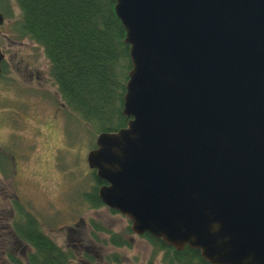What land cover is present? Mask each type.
Masks as SVG:
<instances>
[{
    "label": "water",
    "instance_id": "water-1",
    "mask_svg": "<svg viewBox=\"0 0 264 264\" xmlns=\"http://www.w3.org/2000/svg\"><path fill=\"white\" fill-rule=\"evenodd\" d=\"M115 12L128 121L87 154L102 203L210 264H264V0H115Z\"/></svg>",
    "mask_w": 264,
    "mask_h": 264
},
{
    "label": "rangeland",
    "instance_id": "rangeland-1",
    "mask_svg": "<svg viewBox=\"0 0 264 264\" xmlns=\"http://www.w3.org/2000/svg\"><path fill=\"white\" fill-rule=\"evenodd\" d=\"M4 17L0 26L6 60L0 80V226L29 211L47 237L73 252L70 264H165L163 252L151 238L128 232L127 216L106 206L94 207L87 199L95 184L87 154L95 148L99 132L65 108L59 121L53 118L64 102L45 52L21 36L14 2L10 16ZM11 200L23 207L19 213L11 208ZM95 223L122 235L127 244L115 246L101 229L96 238ZM8 237L0 236V264L10 262L7 254L21 259L29 250L16 235ZM11 247L14 252L8 250Z\"/></svg>",
    "mask_w": 264,
    "mask_h": 264
},
{
    "label": "trees",
    "instance_id": "trees-1",
    "mask_svg": "<svg viewBox=\"0 0 264 264\" xmlns=\"http://www.w3.org/2000/svg\"><path fill=\"white\" fill-rule=\"evenodd\" d=\"M12 2L20 14L15 26L22 37L43 48L59 96L68 109L99 133L125 127L128 118L122 107L131 61L129 46L124 42L125 29L115 12V0H0L4 16H10ZM92 173L95 184L87 199L99 208L104 204L97 191L105 181L96 176L94 169ZM94 226L96 238L95 233L101 229L115 246L127 244L122 235L103 225ZM13 228L29 250L21 259L7 254L12 264H70L74 258L73 252L47 237L31 216L15 220ZM144 236L163 252L165 264H210L199 249L186 245L177 250L161 239Z\"/></svg>",
    "mask_w": 264,
    "mask_h": 264
},
{
    "label": "flooded vegetation",
    "instance_id": "flooded-vegetation-1",
    "mask_svg": "<svg viewBox=\"0 0 264 264\" xmlns=\"http://www.w3.org/2000/svg\"><path fill=\"white\" fill-rule=\"evenodd\" d=\"M24 38H26V36H23ZM28 38V37H27ZM31 42L33 43V44H36L33 40H31ZM35 47L37 46V45H34ZM37 47H39V46H37ZM0 49H1V51L3 52V48L0 46ZM5 54V53H4ZM42 58H40L39 57V59L38 60H41ZM5 59H3L2 60V62H1V67H2V72H1V74H0V80H1V78H2V76H3V74H4V72H3V67H4V63H5ZM47 74H48V72H47ZM41 80V79H40ZM54 96L55 97H57V92L56 91H54ZM48 100V99H47ZM55 101V103H57V101L56 100H54ZM59 106H60V109H59V111H56V113H54V119H57L56 121H59V119H60V117H59V114H61V110H62V108H65V109H68V107L65 105V103L63 104V103H59ZM58 103L55 105V110L56 109H58ZM69 110V109H68ZM55 112V111H54ZM40 128V127H39ZM37 132V134H40L42 131H35V133ZM99 189V188H98ZM98 192V191H97ZM10 206H11V208L13 209V207H14V204H16L15 202L14 203H12V200L10 201ZM1 220H3L4 221V218L2 219L1 218ZM6 220V219H5ZM13 226H14V221H13V219H12V221L10 222V224H7V226H0V228L2 229V230H0V236L1 237H5V236H7L8 237V235L9 234H11L13 237H14V235H16V233H15V230H14V228H13ZM10 227H12V229H10ZM17 236V235H16ZM9 238V237H8ZM18 240V239H17ZM19 241V240H18ZM7 242H9V240L7 241ZM12 244H13V242H11ZM8 246H9V244H6V247L8 248ZM88 248V247H87ZM86 248V249H87ZM89 249V248H88ZM9 251H11V252H14V250H13V247H11L10 249H8ZM13 254V253H12ZM9 258V257H8ZM9 261H10V259H9ZM11 263V261L10 262H8V264H10Z\"/></svg>",
    "mask_w": 264,
    "mask_h": 264
},
{
    "label": "bare ground",
    "instance_id": "bare-ground-1",
    "mask_svg": "<svg viewBox=\"0 0 264 264\" xmlns=\"http://www.w3.org/2000/svg\"><path fill=\"white\" fill-rule=\"evenodd\" d=\"M2 54L4 55L3 59H5V54H4V52H2ZM3 59H2V60H3ZM2 60H1V62H2ZM0 68H1V72H2L1 64H0ZM3 72H5V68H4V67H3ZM21 208H23V207H20V205H18V204L16 203V204H14L13 210H14V209H15V210H18V213H19V211H21ZM25 216H31V217H33V218L38 222V219L36 218V216H35L34 214L30 213L29 211H23L17 219H20V218L25 217ZM31 220H32V219H31Z\"/></svg>",
    "mask_w": 264,
    "mask_h": 264
}]
</instances>
